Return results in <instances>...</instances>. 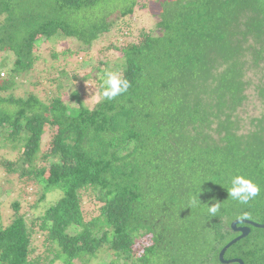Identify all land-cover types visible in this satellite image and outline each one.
<instances>
[{
    "label": "trees",
    "instance_id": "1",
    "mask_svg": "<svg viewBox=\"0 0 264 264\" xmlns=\"http://www.w3.org/2000/svg\"><path fill=\"white\" fill-rule=\"evenodd\" d=\"M146 7L138 0H0V144L20 152L1 165L32 177L42 197L61 193L30 225L11 205L14 218L0 226V264H74L102 249L122 264H221L219 252L238 236L233 221L264 224V0H157L150 4L154 32L141 29L120 44L130 17ZM109 33L115 42L100 39ZM67 39L75 50L63 55L75 59L100 42L118 52L112 71L130 82L127 92L93 108L40 96L33 88L41 45ZM104 70L90 74L98 86ZM23 77L32 92L15 95ZM250 88L261 112L243 130L238 111ZM235 175L260 186L247 204L228 196ZM86 198L99 204L89 221ZM212 202L220 203L215 216ZM72 227L78 231L68 233ZM250 229L225 260L264 264V229ZM38 231L44 259L31 258ZM140 240L148 244L137 249Z\"/></svg>",
    "mask_w": 264,
    "mask_h": 264
},
{
    "label": "rangeland",
    "instance_id": "2",
    "mask_svg": "<svg viewBox=\"0 0 264 264\" xmlns=\"http://www.w3.org/2000/svg\"><path fill=\"white\" fill-rule=\"evenodd\" d=\"M155 1L157 0H138L140 6L145 4L147 7L138 8L133 16L130 17L129 37L126 40L123 39L120 44L135 40L141 29L154 32L156 18L151 15L150 4ZM100 39H105L104 42L107 43L117 40V38L110 33L102 36V38L100 37ZM104 42L94 43V45L97 43L99 44L93 45L94 48L89 56H81L76 59L74 58L75 56L63 55V53L68 50L74 52V45H76V43L72 39H67L66 41L59 40L56 43L50 40L47 44H42L40 49L41 61L35 66L38 72L36 74V82H39V84L33 89L39 93L40 96L48 95L51 99L59 97L71 107H77L76 100L78 99L83 105L88 108H93L100 99L98 91L100 87L98 86L99 81L92 79L90 74L95 73L97 69L112 71L114 65L118 64L120 59L118 52L104 50L107 48V44ZM100 51H102V53ZM52 55H54V57H52ZM3 58H5V55H0V61H2ZM84 60L87 61L88 65L81 67ZM103 62L107 63L105 67L102 65ZM251 79L255 80L253 76ZM15 84V95H25L32 92L24 77L19 78ZM246 94L248 97L247 101L238 111V117L240 118V124L243 130L249 129L251 119L259 116L261 112V105L251 88L246 91ZM52 133V131H47L42 137V152L48 148ZM1 141L4 140L1 139ZM3 144L4 143L0 144V226H8L12 218H14V212L11 207L13 203H18L20 214L25 217L27 224L30 225L37 216L42 215L46 209L60 198L61 193L58 189L53 188L48 190L42 197L43 192L40 186L36 185V181H34L32 177H24L22 179L18 178L17 174L13 175L6 173L1 165L2 162L6 160L11 162L17 161L20 152L18 148L12 147L11 149L10 146L5 147ZM45 164L46 163L42 161L37 162L38 166H45ZM86 195L92 198L91 193L87 192ZM88 199L89 198H86L83 215L85 221H89L99 215V204L93 200L89 201ZM35 231H37V229ZM77 231L78 228L72 227L68 230V233H76ZM147 244V240H140L137 242L135 248L140 249ZM32 248L34 249L31 255L32 259H35L37 256H41L42 259H44L45 255L48 256L46 251L47 244L44 243V237L40 232L33 235ZM56 264L62 263L57 262ZM74 264H122V261H117L116 257L111 252L102 249L95 257H86L81 261H75Z\"/></svg>",
    "mask_w": 264,
    "mask_h": 264
},
{
    "label": "clouds",
    "instance_id": "3",
    "mask_svg": "<svg viewBox=\"0 0 264 264\" xmlns=\"http://www.w3.org/2000/svg\"><path fill=\"white\" fill-rule=\"evenodd\" d=\"M127 79L121 78L120 74L113 71H105L100 77V98L113 100L124 94L130 87ZM228 196L240 204H247L259 195L260 186L243 175H235L231 179V187L227 189ZM198 200V198H197ZM220 203L212 202L208 205V211L212 216L219 211Z\"/></svg>",
    "mask_w": 264,
    "mask_h": 264
},
{
    "label": "water",
    "instance_id": "4",
    "mask_svg": "<svg viewBox=\"0 0 264 264\" xmlns=\"http://www.w3.org/2000/svg\"><path fill=\"white\" fill-rule=\"evenodd\" d=\"M239 225H243V226H239ZM230 227L234 233L238 234V236L235 237L234 239H232L228 244H226L222 248V250L219 252V254H218L219 262L221 264H243V262L241 260H238V259L225 260L224 255H225L226 251L231 246H233L234 244L239 242L240 240L245 239L251 232L250 227H253L256 229H264V224H256V223L246 221V220H235L231 223Z\"/></svg>",
    "mask_w": 264,
    "mask_h": 264
}]
</instances>
